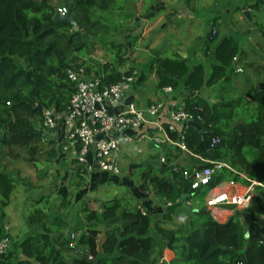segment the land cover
Wrapping results in <instances>:
<instances>
[{
    "label": "trees",
    "instance_id": "1",
    "mask_svg": "<svg viewBox=\"0 0 264 264\" xmlns=\"http://www.w3.org/2000/svg\"><path fill=\"white\" fill-rule=\"evenodd\" d=\"M151 1L0 0V131L5 137L3 143L0 141V237L12 244L0 256V264H157L167 242L173 251L169 264H264V188H254L244 210L250 217L243 224L245 228L238 219L243 211L217 221L200 206L206 191L219 182L245 185L248 179L264 181V63L250 56L232 34L218 36L216 17L206 22L199 39L207 71L204 62L188 64L175 50L170 56L152 55V51L148 56L154 64L156 88H208L213 98L198 93L184 96V109L200 125L198 130L184 122L182 141L187 151L161 143L154 147L155 156L134 172L137 186L149 190L163 204L160 217L153 219L130 189L122 186L110 197L91 198L95 207L79 205L77 211L83 219L72 225L71 239L62 214L72 206L71 192L66 190L57 205L51 202L49 193L39 194L29 198L25 221L30 230L14 244L11 242L3 207L23 178L18 162L36 173L37 181L30 182L29 188H37L47 177L44 166L50 165L56 155L54 139L41 126V109H66L73 90L66 77L71 64L82 66L103 84L129 73L134 67L124 56L127 47L122 35L136 13V4L142 2L146 8ZM58 6L69 9L75 26L51 19ZM234 8L248 10L249 16L252 12L264 13V0H241ZM261 24L256 20L251 23L264 38ZM97 48L105 55L101 61L91 55ZM138 72L137 79L141 76ZM149 131L153 133L154 129ZM168 133L173 140L178 139L177 130ZM212 138L216 141L209 146ZM181 151L198 157L188 168L205 166L201 158L222 160L229 168L213 171L205 185L190 188L181 173L185 166L167 170L162 164H169ZM71 163L66 186L79 189L85 184L87 171L75 159ZM184 196L191 197L196 209L183 214L176 208Z\"/></svg>",
    "mask_w": 264,
    "mask_h": 264
},
{
    "label": "built area",
    "instance_id": "2",
    "mask_svg": "<svg viewBox=\"0 0 264 264\" xmlns=\"http://www.w3.org/2000/svg\"><path fill=\"white\" fill-rule=\"evenodd\" d=\"M56 10L63 13L66 8L58 6ZM126 67L127 64L123 66V68ZM138 76V70L133 68L117 81L103 84L99 77L92 75L91 72H86L82 66L71 64L66 69V77L73 87L68 105L62 112H57L52 107L41 109V126L45 130H49L57 122H60L62 135L60 149L71 159L81 163L87 172L100 170L115 176L119 175L121 144L129 142L132 138L146 137V133L129 135L125 132L129 129H138L145 124L151 125L154 129L150 138L155 146L161 143H171L181 150L187 151L182 141V127L184 122L192 117L191 113L184 109L181 100L167 113V126L159 123L156 119L162 109L160 100L143 105L136 104L132 100H124L125 92L136 83ZM162 89L169 91L170 87L165 86ZM174 129L178 132V139L175 140L168 133V130ZM215 141L216 138H212L209 146H212ZM159 160L163 161L161 154ZM201 160L207 164L199 168L184 167L181 171L182 176L188 179L190 188L205 185L213 171L222 167L229 168L227 163L222 160H204L202 158ZM228 182L233 183V181ZM256 186L264 188V181L248 179L243 190L232 194L217 191L205 197V205L208 210L211 208V211L212 206L219 203L233 204L240 210L246 209ZM188 201V199L185 200L189 203ZM69 237L73 239L74 235L70 232ZM8 246L9 240L6 237H0V256Z\"/></svg>",
    "mask_w": 264,
    "mask_h": 264
},
{
    "label": "crops",
    "instance_id": "3",
    "mask_svg": "<svg viewBox=\"0 0 264 264\" xmlns=\"http://www.w3.org/2000/svg\"><path fill=\"white\" fill-rule=\"evenodd\" d=\"M193 1L194 0H178V1H176V0L175 1H173V0H154L153 3H151L150 5H148L146 7L145 12L135 13L131 22L126 26L125 30H127V29H128V31L130 30L129 32H131L130 37L132 38V40L131 41L130 40L124 41L125 46L127 48L129 46L132 48H135V37H136V39H138V38L144 36V34L146 32H147V34L150 33L152 36L156 34L157 38H158L157 40H159L160 38H163L162 40L166 44L167 40L173 38L172 37L173 36L172 31L173 30H169V28H171V27L175 28V27L173 24H171V22H168V20H170V18H174V17L176 19L182 17L183 25H186L188 28L186 31H190V25L194 22L193 19H195V18H194V15L191 14L190 9L187 7L189 5H191L193 3ZM240 11H242V10L240 9ZM164 13H165V17L163 16L164 18H162V20L159 21L158 19H160L162 17L161 15ZM241 13L243 14V11ZM233 14H235L236 17H239V14L237 12H234ZM184 18L186 20H184ZM151 22H153V23L151 24ZM218 23H219V20L217 19V25H215L216 31H217L218 26H219ZM125 30H124V35H125ZM229 34H231V33H229ZM217 35L220 36L221 34H218V31H217ZM262 40H264V39H262ZM171 41H172L171 42L172 45L176 43L173 46H177L179 39H178V41L176 40V42L175 41L173 42V39H171ZM238 43L242 48H245L247 50H250L249 47H253L254 49L256 48V50H254V51H256V53L258 52L256 54V56L258 57V59L260 61L262 60V62L264 63V52L262 50H261L262 52L261 51L259 52V47L255 46V44L259 43L258 40L254 41V40L247 39V40H243L241 42L238 41ZM164 45H163V47H164ZM259 46H262L261 41L259 43ZM171 51H173V49H171ZM175 51H176V49H175ZM259 55H260V57H259ZM235 68L237 69V71H241L240 65H236ZM248 72H249V75H251V77L254 76L253 73L251 72V69H249ZM140 73H141V76L137 79L136 83L133 86H131L130 88H128L127 91L125 92L124 100H132L136 104H140V105L147 104V103L152 102L154 100H160L162 102V109L160 110V112L156 116V119L159 123H164L166 121L167 113L169 112V110L177 102H179L184 96L200 93L201 91L206 90V89L208 90V88H202L199 91H184V90H181L180 88L176 87L173 89L170 88L169 91H164L163 89L160 90V89L155 87V78H154L153 69H149L146 71H140ZM236 82L240 83L241 80H240V82H239V80H237ZM209 99L212 100L213 98L211 96H209ZM176 126L178 127L177 124H176ZM152 128L153 127L151 125L145 124V125H142L140 128L135 129V130L129 129L125 133L129 134V135H135V134L139 135L141 133H143V134L146 133L145 134L146 137H143L141 135L142 136L141 138L151 139L150 136H151L152 132L149 131V129H152ZM45 134L54 139L55 147H56V155L54 157V160L50 164V167L53 164L54 165L57 164L58 169L55 170L56 173L54 171H53V173H54V175L62 174L61 186L58 187L57 190L53 191V185H51V184H46V185L44 184L45 186L42 184V186H40V187H45V191H47L46 193H49V194L56 193V197L54 199L51 198L52 203L57 205L60 197L66 192V190L71 192V197H72L71 203L73 205V204H75V200H79L78 196L80 193H83V195H87L90 197L91 196L90 191H91V188L93 189V187H95V189H99V190H100V188L105 189L106 191H108L107 188H112L113 189L112 195H114L118 192V189L115 190V188H114L115 184L116 185L119 184V185H122V186H125L126 188H128V186L123 184L124 181L120 180L118 177L115 178V175H112L106 171H100V170H94L91 172H87V176H85V184L82 185L81 188L77 189L74 186H71V187L68 186L67 187L66 183H67V179H68L69 174H70V167H72L73 164L71 163V158L64 151H62L60 149V142L62 140L61 123L57 122L56 125L52 129L46 130ZM132 140H139V139L132 138L129 142H123L121 144V147L119 150V163L128 159L127 156H128V152L130 150V144L129 143L133 142ZM150 142L153 145V148L156 147L152 143V140H150ZM158 146L160 147V145H158ZM183 152H184V150H183ZM183 152L181 151L180 155L177 156V158H173L169 162V164H164V163H162L163 161H161V163L165 166V168H167V170H170V169H173L179 165H183L185 167H188L189 165H194L197 162V159H198L197 156L189 157V156L185 155ZM149 160H150V158H147V159H145L144 162L147 163ZM59 166H60V169H59ZM138 168L136 170H138ZM54 169H56V167ZM58 170H60V173H57ZM46 171H47V169H46ZM134 179H135V177H134ZM135 182L136 183L133 182L134 185L130 189L135 200L138 201V204L142 208L149 210L153 219L159 218L161 213L164 210L163 204L158 199V197L153 196L149 190H142L139 186H137L138 182H139V180L137 178H136ZM40 187H37V189H39ZM15 188H16V186H15ZM243 188H244V184H242L240 182H235V181L233 183L219 182L206 191V193L203 197V201L200 204V206H203L204 208L207 209L208 207L205 205V197H207L208 195H211L213 193H216L217 191H225L228 194H232V193L239 192V191L243 190ZM46 193H43V194H46ZM13 195H14V193H13ZM94 197H97V196L93 195L91 198H94ZM186 199L189 200L188 201L189 203L185 202ZM192 209H196V206L192 205L191 197H188V196L181 197L180 198V204L178 205L176 210L179 213L184 214L186 210L189 211ZM210 209L209 210L207 209L209 214L214 219H216L217 221H224L229 216L234 214L235 211H240V212L243 211L242 214H240L238 217L240 224L243 225L244 223L249 222L245 218H243V214L245 212L244 211L245 209L240 210V209L236 208L233 204L219 203L217 205L212 206V211ZM5 216H6V214H5ZM5 220H6V217H5ZM240 220H242V221H240ZM249 220H250V218H249ZM79 223H80V221H79ZM67 224H68V221H67ZM244 228H245V226H244ZM71 229H72L71 227L65 226V230L67 232H70ZM172 257H173V251L168 247V245H165V247H163V249L161 250L160 258H158L156 263L157 264H169L168 262Z\"/></svg>",
    "mask_w": 264,
    "mask_h": 264
},
{
    "label": "rangeland",
    "instance_id": "4",
    "mask_svg": "<svg viewBox=\"0 0 264 264\" xmlns=\"http://www.w3.org/2000/svg\"><path fill=\"white\" fill-rule=\"evenodd\" d=\"M54 1L55 0H50ZM140 1V0H139ZM175 1V0H173ZM178 1V0H176ZM53 2V3H54ZM154 0L151 1L153 3ZM241 0H194L191 5H187L190 9V12L192 15H194V22L190 25V31H186L188 28L186 25H183V19L180 18H170L168 22H171V24L174 25L175 28L171 27L169 30L172 31V37L173 42L176 40L179 42L177 46H173L175 44H171V39L167 40L164 47H162L157 53H160L161 55H171V49L177 51L178 54H183L184 57L187 59L188 64L202 61L204 62L203 55L200 52L201 47V41L199 39L202 36V33L206 29V22L210 20L213 17H216L219 20V26H218V34H225V33H231L238 41L243 40H258L259 43L261 41L262 46H259V43L255 44V46L259 47V52L262 50L264 52V38H261L258 33V28H255L251 25L253 20L262 22L261 26L264 28V13L263 12H252L250 17V20H247L246 17L241 13L240 10H236L234 7L236 5H239ZM169 6V5H168ZM57 8V7H56ZM146 8L145 5H142V2H138L135 6V12L141 13L145 12ZM189 11V10H188ZM168 12V11H167ZM234 12H237L239 14V17H236ZM162 17L158 19L159 21L162 20V18L165 17V13L161 15ZM164 16V17H163ZM134 17V16H133ZM132 17V18H133ZM176 19V20H175ZM184 20H186L184 18ZM153 22H151L152 24ZM246 29L249 30V32L246 31ZM130 31V30H129ZM128 29L125 30V35L123 34V40L124 41H131L130 34ZM149 34V35H148ZM147 32L144 34V36L136 39L135 37V48L128 47L125 53L126 61L127 63L134 67L137 70L140 71H146L153 68L152 62L148 58L150 51L155 50L156 48H160L164 42L163 38H160L157 40V35H151ZM249 37V38H248ZM260 37V38H259ZM127 43V42H126ZM128 45V44H127ZM160 46V47H159ZM250 50H248V53L252 57H257L256 52L251 51L256 50L253 47H249ZM261 51V52H262ZM103 49L97 48L94 49L91 53L92 58L96 59L97 61H101L102 58H104V54L102 53ZM156 53V54H157ZM155 54V55H156ZM153 55V54H152ZM262 61V60H261ZM205 70L208 69L207 63H205ZM155 78V74H154ZM202 96L209 98L210 93L209 90H203L200 93ZM4 133L3 131H0V141L2 143L4 142ZM151 139L149 138H140L139 140H132L133 142L130 144V150L128 152V159L125 161H122L119 163L120 166V174L115 176L118 177L120 180L124 181L123 184L128 186V190L131 189L134 185L136 178L134 179V172L138 167L143 165L145 162V159L154 157L155 156V149L153 148V145L150 142ZM247 148H245L246 150ZM158 158V155H156V160ZM155 159V158H153ZM17 168L19 169L20 177H23L22 179H19L16 184V190L14 191V195L10 197L9 203L3 207V211L6 214V228L11 235V242L14 244L15 241L21 239L28 230H30L26 224L25 216L26 212L28 210L27 206H30V196L33 198H37L39 194L46 193L45 187H40L37 189L36 187L29 188L30 182L37 181L36 173L33 171L31 167L25 166L22 161L18 162ZM45 172L47 177L45 178V181H42L40 186L42 184H51L53 185V191L57 190L58 187L61 186L62 181V174L54 175L53 171L58 169V165H45ZM56 167V169H54ZM60 169V166H59ZM56 173V172H55ZM57 173H60V170L57 171ZM49 176V177H48ZM64 182V181H63ZM134 182V183H133ZM44 185V186H45ZM98 186V185H97ZM122 185H114L115 190L121 189ZM125 187V186H124ZM126 188V187H125ZM108 191L105 189H93L91 188V196L83 195V193L79 194V200H75V204H73L71 207H67L62 210L63 217L65 221H68V224L65 226L72 227V224L79 223L80 218L83 219V215L77 211L78 207L81 203L87 204L89 207H95L93 204V201L91 200V197L97 196V197H110L112 196L113 189L107 188ZM128 190L125 189V193H129ZM51 198L56 197V193L50 194ZM54 201V200H53ZM72 201V200H71ZM77 201V202H76ZM9 247H12V244L9 243Z\"/></svg>",
    "mask_w": 264,
    "mask_h": 264
},
{
    "label": "water",
    "instance_id": "5",
    "mask_svg": "<svg viewBox=\"0 0 264 264\" xmlns=\"http://www.w3.org/2000/svg\"><path fill=\"white\" fill-rule=\"evenodd\" d=\"M243 15L246 17V19L247 20H250V16H249V12H248V10H243ZM51 19L53 20V21H63V22H68L71 26H75V20H74V18H73V16L71 15V13H70V11H69V9L68 8H66V10H65V12H63V13H59L56 9L53 11V13H52V15H51ZM165 43H163L162 45H161V47L160 48H156L154 51H152V54L153 55H155L162 47H163V45H164ZM180 56L181 57H184V55L183 54H181L180 53ZM37 108H39V105H37ZM186 123L187 124H191V125H193V126H195L198 130H200V125L196 122V121H194L193 119H187L186 120ZM38 134L39 135H42L43 133H42V130L39 128L38 129ZM35 165L37 166V167H40L41 165H40V163L39 162H35ZM243 218H245L247 221H249V214H248V212H244V214H243ZM242 219V218H241ZM240 221H242V220H240ZM169 244V242H167V245Z\"/></svg>",
    "mask_w": 264,
    "mask_h": 264
}]
</instances>
